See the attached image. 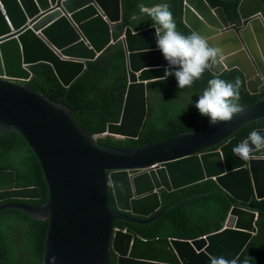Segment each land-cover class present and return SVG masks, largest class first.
Here are the masks:
<instances>
[{
  "label": "water",
  "instance_id": "1",
  "mask_svg": "<svg viewBox=\"0 0 264 264\" xmlns=\"http://www.w3.org/2000/svg\"><path fill=\"white\" fill-rule=\"evenodd\" d=\"M237 2L239 0H220ZM178 15L192 32L206 36L205 24L193 10L209 19L214 12L224 27L207 40L223 49V56L209 71L219 75L238 69L248 90L260 95L229 123L138 147H110L98 143L74 119L75 111L36 92L29 84L31 66L50 64L60 82L69 88L88 63L115 43L119 34L126 61L127 88L117 123H108L102 136L136 140L147 116V83L165 79L168 62L156 48L155 26L133 31L123 24L122 0H0V136L18 133L38 158L48 187L40 206L17 201L40 200L38 187H16V173L0 170V213L17 209L49 222L43 264H210L212 257L236 261L257 234L261 211L250 208L253 198L264 199V149L242 161L232 154L244 128L264 120L263 26L256 17L242 13L228 21L222 8L205 0H177ZM185 4H188L189 7ZM243 18L255 34L252 53L218 41L236 40ZM221 27V28H223ZM241 41L248 43V36ZM240 37V35H239ZM253 41V36L252 40ZM225 42V41H224ZM237 43H239L237 41ZM228 49L232 52L225 54ZM237 49V50H236ZM239 50V51H238ZM263 57H262V56ZM223 60L225 65L220 61ZM254 62L255 66H254ZM255 131L264 135V128ZM217 146L216 150L209 151ZM214 180L217 188L188 195L162 205L163 194ZM112 193L116 211L109 207ZM222 192L232 203L223 227L197 239L144 238L127 227L148 225L187 200ZM12 201V202H11ZM140 217L142 219H137ZM124 221L125 228L115 227Z\"/></svg>",
  "mask_w": 264,
  "mask_h": 264
},
{
  "label": "trees",
  "instance_id": "2",
  "mask_svg": "<svg viewBox=\"0 0 264 264\" xmlns=\"http://www.w3.org/2000/svg\"><path fill=\"white\" fill-rule=\"evenodd\" d=\"M210 8L223 9L228 21L238 19L237 2L205 0ZM264 3V0H261ZM167 3L170 6L177 31L190 35L192 31L183 24L178 15L177 0H122L124 11L123 24L133 31L150 26L158 27L146 14H142L138 5L151 7ZM135 15L137 19H132ZM114 34L115 43L102 52L78 79L66 88L58 79L53 67L47 63L31 66L32 79L29 84L41 95L58 104H64L75 111L74 119L88 133L99 135L97 141L103 146L138 147L163 139L174 137L182 132L200 131L209 125L208 118L201 116L195 107L199 96L208 87L212 78L235 82L242 81L240 89L242 107L258 100L259 94H252L247 80L238 69L225 70L219 75L206 70L201 79L191 87L180 89L174 76L147 83V116L136 140L113 136H102L108 123H117L120 118L124 95L127 88V71L124 48ZM264 128V120L244 129L237 136L245 140L249 133ZM217 146L209 151L216 150ZM0 170H13L16 173V187H38L40 200L17 201L32 206H40L48 199V187L40 162L27 142L18 133L0 136ZM214 180H206L183 189L164 193L162 205H169L191 194L216 189ZM223 196L230 198L220 192ZM219 192L196 197L165 212L158 220L148 225L129 224L127 227L144 238H180L197 239L200 236L219 231L229 214L230 203ZM231 201V200H230ZM12 202V201H11ZM109 207L115 210L112 193L109 192ZM250 208L264 211V199H252ZM49 222L38 220L26 212L7 209L0 213V264H43L45 241ZM257 234L252 238L235 264H264V212L256 222ZM115 227L125 228L124 221H116ZM111 264L115 257L111 254Z\"/></svg>",
  "mask_w": 264,
  "mask_h": 264
},
{
  "label": "clouds",
  "instance_id": "3",
  "mask_svg": "<svg viewBox=\"0 0 264 264\" xmlns=\"http://www.w3.org/2000/svg\"><path fill=\"white\" fill-rule=\"evenodd\" d=\"M138 7L142 14L149 16L158 25L155 28V43L168 62L165 77L174 76L180 89L191 87L222 58L223 49L212 45L206 37L195 31L190 35L177 31V24L167 3L151 7L140 4ZM132 19L137 17L133 15ZM241 87L240 78H236L234 83L218 77L209 79L208 87L199 96L195 107L201 116L208 118L210 126L229 123L243 112L240 104ZM258 149H264V135L252 131L245 140L232 148V154L242 161H248ZM210 264H235V261L220 256L212 257ZM244 264H249L247 259Z\"/></svg>",
  "mask_w": 264,
  "mask_h": 264
},
{
  "label": "bare ground",
  "instance_id": "4",
  "mask_svg": "<svg viewBox=\"0 0 264 264\" xmlns=\"http://www.w3.org/2000/svg\"><path fill=\"white\" fill-rule=\"evenodd\" d=\"M185 5L187 6V8L189 7L188 4H185ZM241 11L246 16L248 14L254 15L256 17V21H257L256 24H259L260 26H263V30H264V12H262V9H261V7L258 4L252 3V2H246L245 4L242 5ZM193 12L196 14V16H198V18L201 20V22L205 24V27H204V28H206L205 30H207L206 26H208V30L218 31L217 35L222 33L221 31H223L224 27L222 26L221 21L218 19V16H216V14L214 12L212 13V15H210V17L212 16L210 21H212V24L214 25V27H212L211 25L207 24V23H209V19H207L205 16H209V15L205 14V16H202L200 13H198L195 10H193ZM246 20H248V19L247 18H243L242 19V21L244 22V26L240 30V32H244V34L243 33H241V34H243L244 36H248V38L250 39V41H248V43L240 41V38H241L242 35L240 34V37H239V35L236 34V33H233L235 35V37H236V40H234L230 36L229 40H224L225 42L224 41H218L217 43L218 44H227V46L229 48H233V49L235 47V44H237V46L239 48L241 46H243L244 50H247V52L245 53V57L247 59H249V60H254V56H252V53H255L256 47L259 50H262V47L259 45L260 41L256 40V42H259V44L255 45V46H254L255 42L251 41L254 32L252 31V28H251L252 24H249V21L247 22ZM221 27H223V28H221ZM205 30L203 29L204 33L206 34V36H205L206 38H209V36L213 35L210 32H206ZM254 36H255V34H254ZM260 37H261L263 45H264V33H261ZM237 41L239 43H237ZM212 44H213V40H212ZM233 49H228L227 51H225V54L228 53V52H232ZM220 63L222 65H225L223 60H221Z\"/></svg>",
  "mask_w": 264,
  "mask_h": 264
},
{
  "label": "rangeland",
  "instance_id": "5",
  "mask_svg": "<svg viewBox=\"0 0 264 264\" xmlns=\"http://www.w3.org/2000/svg\"><path fill=\"white\" fill-rule=\"evenodd\" d=\"M240 35V34H239ZM254 39L256 40V38H255V36H254V34H253V41H254ZM241 41V40H240ZM243 42H245V41H243ZM239 50H244V47L243 46H241L240 48H239ZM238 50V51H239ZM262 56V55H261ZM263 57V56H262ZM252 63H254V62H252ZM254 66H255V63H254ZM264 84V83H263Z\"/></svg>",
  "mask_w": 264,
  "mask_h": 264
},
{
  "label": "flooded vegetation",
  "instance_id": "6",
  "mask_svg": "<svg viewBox=\"0 0 264 264\" xmlns=\"http://www.w3.org/2000/svg\"><path fill=\"white\" fill-rule=\"evenodd\" d=\"M113 211H116V208H115V210H113ZM135 218H137V219H139V220L142 219V218H140V217H135Z\"/></svg>",
  "mask_w": 264,
  "mask_h": 264
}]
</instances>
